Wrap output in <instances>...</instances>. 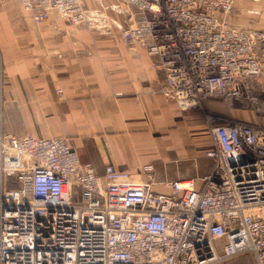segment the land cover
I'll list each match as a JSON object with an SVG mask.
<instances>
[{"label": "built area", "instance_id": "built-area-1", "mask_svg": "<svg viewBox=\"0 0 264 264\" xmlns=\"http://www.w3.org/2000/svg\"><path fill=\"white\" fill-rule=\"evenodd\" d=\"M18 1L36 24L51 13L88 28L107 19L80 0ZM116 1L121 21H107L156 60L167 101L185 113L210 99L264 113L254 50L264 36L217 16L234 0ZM211 131L207 176L156 183L147 166L145 182L126 183L112 166L102 176L80 166L65 139L15 137L0 120V264H214L248 253L264 264V127Z\"/></svg>", "mask_w": 264, "mask_h": 264}, {"label": "crops", "instance_id": "crops-1", "mask_svg": "<svg viewBox=\"0 0 264 264\" xmlns=\"http://www.w3.org/2000/svg\"><path fill=\"white\" fill-rule=\"evenodd\" d=\"M80 1L87 12L121 21L116 0ZM232 9L218 18L264 36V0H234ZM107 19L88 28L51 13L36 24L18 0H0L4 131L63 138L80 166L98 176L112 166L121 182H145L147 166L156 183L207 176L211 162L204 155L213 147L212 127L240 116L216 99L182 112L160 93L165 74L155 68L156 60L140 45H126ZM254 50L264 68V42Z\"/></svg>", "mask_w": 264, "mask_h": 264}, {"label": "rangeland", "instance_id": "rangeland-1", "mask_svg": "<svg viewBox=\"0 0 264 264\" xmlns=\"http://www.w3.org/2000/svg\"><path fill=\"white\" fill-rule=\"evenodd\" d=\"M228 109L237 113L240 116V118L233 119V118L224 117L222 119L223 122H236V123H242L246 125L264 127V113H256L252 111L251 109H231L229 108V106H228ZM214 264H253V260L249 254H241L231 259H227L224 261H218Z\"/></svg>", "mask_w": 264, "mask_h": 264}, {"label": "bare ground", "instance_id": "bare-ground-1", "mask_svg": "<svg viewBox=\"0 0 264 264\" xmlns=\"http://www.w3.org/2000/svg\"><path fill=\"white\" fill-rule=\"evenodd\" d=\"M219 259H217V261H218Z\"/></svg>", "mask_w": 264, "mask_h": 264}]
</instances>
